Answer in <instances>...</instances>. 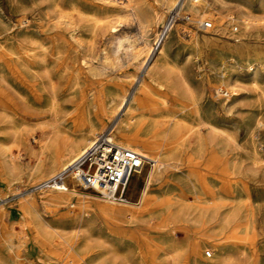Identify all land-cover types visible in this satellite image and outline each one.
Returning <instances> with one entry per match:
<instances>
[{
    "label": "rangeland",
    "instance_id": "374dc122",
    "mask_svg": "<svg viewBox=\"0 0 264 264\" xmlns=\"http://www.w3.org/2000/svg\"><path fill=\"white\" fill-rule=\"evenodd\" d=\"M210 1L222 7L224 12L230 10L236 17L245 15L257 19L259 25L250 31L227 19L223 25L205 29L199 22L204 20L189 10L190 0H177L174 6L172 0H143L144 15L152 17L156 9L165 14L164 21L153 18L145 35L140 32L135 18L120 28L137 37L140 46L148 44L149 50L144 48L138 58L120 52L119 60L104 71V77L90 75L85 68L82 83L75 88L74 66L82 64L84 57L97 61L104 56L105 50L114 57L116 40L111 42L110 34L99 33L94 48L88 51L85 42L76 43L73 31L65 18H59L57 9L67 11L78 6L89 14L94 5L85 0H0V96L11 102L6 111L0 110V161L5 156L4 137L7 135L11 140L13 136L11 119L20 121L24 118L30 127L33 126L26 144H10L15 156L20 153L22 175L19 172L9 175L0 170V264H17L16 255L20 251L29 256L23 257L20 261L23 264H64L68 250L81 258V264H193L194 259L215 257L218 249L220 253L228 254L227 264H264V0ZM187 16L199 21L189 20ZM29 44L45 45L42 48L48 56L45 55L46 68L36 65L27 69L20 63L15 67L13 57ZM162 44L167 60L184 68L199 94L205 117L228 135L224 156L229 158L233 192L221 190L222 179L205 167L208 151L202 155L200 165L207 182L221 194L219 198L225 205L209 207L208 217H199L198 210L192 206H185L179 213L171 215L181 200H192L201 186L194 185L187 177L185 167L178 169L168 165L152 181L149 211L134 221L113 219L93 210L79 221V214L84 213L77 205L78 197H82L79 195L81 190H77L73 207L45 205L43 193L36 185L38 181L29 176L35 159L27 153L26 147L37 148L43 131L49 132L48 128L40 127L42 115L53 114L45 107L49 96L56 91L60 101L57 111L64 131L74 133L86 128L90 122L97 121V109L90 103L93 94L119 81L129 89L128 105L143 78L148 79L149 65L161 57ZM125 45L129 46V42ZM225 73V84H220L218 79ZM217 85L227 88L231 96L221 98L215 90ZM169 102L174 104L171 99ZM127 105L110 122L103 137H107L125 115ZM152 167L153 162L146 160L141 173L132 178L128 202L140 200ZM8 178L15 180L8 182ZM65 178L75 185L72 175L66 174ZM32 195L36 198L37 213L25 214L23 203ZM97 201L105 202L99 198ZM230 204L239 205L243 213L249 215L244 218L250 221L247 229L219 231L223 212ZM34 218L47 225L40 227V234L33 226ZM22 234L25 239L19 238ZM77 236L80 237L77 245L71 247L70 242ZM172 239L181 246L180 258L169 247ZM203 239L206 243H202ZM69 264H74V259H69Z\"/></svg>",
    "mask_w": 264,
    "mask_h": 264
},
{
    "label": "bare ground",
    "instance_id": "6f19581e",
    "mask_svg": "<svg viewBox=\"0 0 264 264\" xmlns=\"http://www.w3.org/2000/svg\"><path fill=\"white\" fill-rule=\"evenodd\" d=\"M86 1L94 5L93 10L89 14L78 6L67 11L58 8L59 18H65V22L71 31H73V38L76 43L80 45L85 42L88 51L94 48L95 37L99 33L105 32L111 35V42L116 40L117 51L113 57L112 54L105 50L104 56H101L97 61H94L93 58L89 60L87 57H84L82 64H77L72 70L73 86L75 88L82 83L85 68L90 75L100 76L105 70L116 64L120 58V52L124 51L131 54L133 58H138L144 48L149 50L148 44L140 46L136 42L137 37L121 30L120 26L124 25L126 21L132 18L138 19L139 30L142 35H145L147 27L153 18L159 22L165 19V14L156 9H154L152 17L151 15H144L143 0ZM176 2L177 0H172L171 5L174 6ZM188 8L200 19L210 20L212 22L211 28L213 29L216 26L223 25L227 19L230 22H236V26L240 24L244 29L248 30L259 25L257 19L244 17L245 15L240 18L236 17L229 9V11L224 12L222 7L214 4V2L212 3L210 0H190ZM213 23H215V26H213ZM235 28L238 29L239 27ZM192 36L193 34L190 35V37ZM210 40L212 41L211 38ZM126 42H129V46L125 45ZM42 46L45 47V45ZM42 46L29 44V46L22 47L21 52H17L16 57L12 59L15 67L16 63H20L22 67L27 69H33L36 65H43L46 68L47 60L45 55L47 53L44 52V47L42 48ZM259 52L261 51L259 50ZM160 53L161 57L154 59L148 67V79L143 78L138 91L128 105L127 95L129 89L123 86L121 82L116 81L106 90L100 89L93 94L90 100V103H93L97 109V121L90 122L86 128L74 133H68L62 129L57 111L60 107V101L56 91L54 90L51 96H49L45 107L49 113L53 112V114L42 115V121L40 122V127L48 128L49 132L43 131L37 148L26 147L27 153L35 159L30 167L29 176L34 177L38 181L36 185L39 189L38 191L43 193V203L45 205H76L74 198L78 194L70 189L69 182L65 178L66 174H70L73 177L72 167L84 153L105 136L109 130L110 122L119 116L126 105L125 115L110 130L108 137L113 144L133 149L142 155L145 161L150 160L153 162V167L147 175V182L142 190L140 200L138 202H110L105 200H103L105 202H100L97 201V197L93 199H87L85 198L86 196L78 197L77 205L81 210H84L83 214H79V221L83 220L86 213L88 214L92 210L99 211L104 216L106 215L113 219L127 218L129 221H134L143 217L151 206L150 186L152 181L161 172V169L167 165L178 169L185 167L187 177L194 181V185L197 186L199 184L201 186L200 192H195L196 195L192 200H181L177 205L176 212H172L171 215L179 213L185 206H192L198 210L199 217H208L210 216L209 207L215 208L217 205H225L224 202L221 203V199L219 198L221 194L207 182L200 165H202V155L208 151L209 157L208 161L204 164L205 167L209 168L215 177L222 179L221 190L233 192L234 178L232 177L229 158H226L227 155L224 156L228 135L224 131H220L221 129L219 130L205 117L199 94L197 95L192 86L193 84L187 78L184 68L180 64L171 63L167 60L163 44L160 47ZM222 61L224 62V60ZM141 65L140 61L139 67ZM225 78L226 73L218 79V82L225 84ZM50 81H53L51 77ZM226 84L229 85L228 83ZM163 91L165 94H163ZM82 96H85V94L82 93ZM2 98L0 99V110L4 112L10 107L9 104L11 102H8V98H6L7 100ZM170 99L174 101L173 105L170 104ZM11 121L13 122V136L11 140L7 135L4 137L5 156L0 161V170L2 173L9 175L19 172L21 176V164L18 160L20 153H18V156H15L11 151L10 144L24 143L29 130L33 126L30 127L24 118L20 121L12 118ZM46 165H48L47 168ZM59 174H63L61 176L62 180L55 179ZM17 179H20V177H17ZM13 180L15 178H8V182ZM79 195L81 196V194ZM35 199L32 195L25 200L22 206L25 214L37 213ZM248 216V214L243 213L239 205L230 204L223 212L219 231L221 232L224 228H230L232 231L238 227H245L247 229L250 221L244 218ZM33 226L36 232L40 234V227L47 225L41 219L34 218ZM19 238L25 239V234H22ZM79 239L80 237L77 236V238L70 242V246L77 245ZM86 242L87 240L85 239ZM202 243H206V240L203 239ZM196 246L194 244V250H196ZM169 247L172 253L180 258L182 249L175 239L170 241ZM219 251L218 249L216 256L211 259H194L193 264H227L228 254H222ZM20 252L16 255L17 264H23V262H20L23 257L29 258L25 252ZM69 259H74V264H81L79 260L81 258L72 252V250L66 251V257L63 258L64 264H69Z\"/></svg>",
    "mask_w": 264,
    "mask_h": 264
},
{
    "label": "built area",
    "instance_id": "2783aa9c",
    "mask_svg": "<svg viewBox=\"0 0 264 264\" xmlns=\"http://www.w3.org/2000/svg\"><path fill=\"white\" fill-rule=\"evenodd\" d=\"M187 17L195 20L192 16ZM199 22L206 28L212 27L210 20ZM215 90L221 98L231 96L230 91L222 85ZM144 164L145 159L135 150L113 144L108 136L102 137L72 167L75 185L69 183V187L76 193L81 190V196L128 202L131 180L140 173ZM61 176L55 179L62 180Z\"/></svg>",
    "mask_w": 264,
    "mask_h": 264
}]
</instances>
